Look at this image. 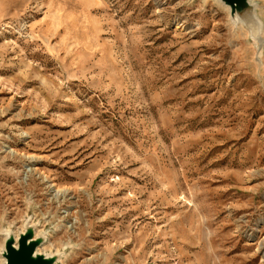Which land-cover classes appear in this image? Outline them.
<instances>
[{"label": "rangeland", "instance_id": "obj_1", "mask_svg": "<svg viewBox=\"0 0 264 264\" xmlns=\"http://www.w3.org/2000/svg\"><path fill=\"white\" fill-rule=\"evenodd\" d=\"M250 2L0 0V246L28 223L57 264H264Z\"/></svg>", "mask_w": 264, "mask_h": 264}, {"label": "water", "instance_id": "obj_2", "mask_svg": "<svg viewBox=\"0 0 264 264\" xmlns=\"http://www.w3.org/2000/svg\"><path fill=\"white\" fill-rule=\"evenodd\" d=\"M218 2L228 8L233 21L251 23L256 21L250 0H218ZM43 242L44 238L41 235L35 236L33 226L26 223L24 231L18 233L17 240L10 234L3 242V251L0 254L4 260L2 264H54L57 261L55 255L37 252Z\"/></svg>", "mask_w": 264, "mask_h": 264}, {"label": "bare ground", "instance_id": "obj_3", "mask_svg": "<svg viewBox=\"0 0 264 264\" xmlns=\"http://www.w3.org/2000/svg\"><path fill=\"white\" fill-rule=\"evenodd\" d=\"M216 1H218V0H216ZM225 7V6H224ZM226 8V7H225ZM83 20V19H82ZM81 20V21H82ZM84 21V20H83ZM85 22V21H84ZM78 24V23H77ZM81 26V25H80ZM84 35V34H83ZM86 39V38H85ZM88 39V38H87ZM248 91V90H247ZM250 100V99H249ZM244 105V104H243ZM245 107V106H244ZM24 231V229H22V231L20 232V233H22ZM1 232H2V234H3V242L5 241V239L7 238V236L8 235H10V234H12L13 235V237H14V239L15 240H17V238H18V233H16V232H12L10 229H5V230H1ZM38 234L37 233H35V236H37ZM185 235V234H184ZM181 244H183V243H181ZM42 247V245L37 249V252L38 253H41L40 252V250H42L43 248H41ZM3 251V244H2V246H0V254H1V252ZM199 255V254H198ZM195 257V256H194ZM197 257V256H196ZM190 258V257H189ZM198 258H200V257H198ZM196 259V258H195ZM202 260V259H201ZM4 262V260L2 259V257L0 256V264H2ZM58 262L56 261L54 264H57Z\"/></svg>", "mask_w": 264, "mask_h": 264}]
</instances>
